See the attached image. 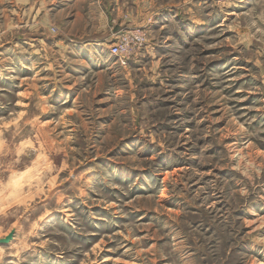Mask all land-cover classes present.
Wrapping results in <instances>:
<instances>
[{
	"label": "rangeland",
	"instance_id": "obj_1",
	"mask_svg": "<svg viewBox=\"0 0 264 264\" xmlns=\"http://www.w3.org/2000/svg\"><path fill=\"white\" fill-rule=\"evenodd\" d=\"M39 151L0 264H264V0H0V190Z\"/></svg>",
	"mask_w": 264,
	"mask_h": 264
},
{
	"label": "bare ground",
	"instance_id": "obj_2",
	"mask_svg": "<svg viewBox=\"0 0 264 264\" xmlns=\"http://www.w3.org/2000/svg\"><path fill=\"white\" fill-rule=\"evenodd\" d=\"M26 142H27V139H25V138L21 139V141H19V143L17 144V147L22 148V147L26 146L25 145ZM40 147H41V145H40ZM22 149H24V148H22ZM46 157L47 156L44 152L39 151V153H37V155L29 163H26V165H24L22 167L21 166L20 167H16V166L8 167V170L6 171V173H7L6 177H8V180H7V182L2 183L4 185V188L0 190V196H1L0 197V211H1V208L4 205H6V202L9 201L10 197H16V195L19 194L18 192L20 190H22L23 187L32 180V178L38 177L37 173H39V171H40L39 167L42 166L44 163H46V161H47ZM37 169H39V170L37 171ZM28 194H30V193H28ZM20 196H22V195L20 194ZM20 196H19V200H20V198L22 200V197H20ZM16 198H18V197H16ZM22 201H20V202H22Z\"/></svg>",
	"mask_w": 264,
	"mask_h": 264
},
{
	"label": "built area",
	"instance_id": "obj_3",
	"mask_svg": "<svg viewBox=\"0 0 264 264\" xmlns=\"http://www.w3.org/2000/svg\"><path fill=\"white\" fill-rule=\"evenodd\" d=\"M126 47V44L121 43L120 45L113 46L111 48V52L114 55H123L124 53H126Z\"/></svg>",
	"mask_w": 264,
	"mask_h": 264
},
{
	"label": "water",
	"instance_id": "obj_4",
	"mask_svg": "<svg viewBox=\"0 0 264 264\" xmlns=\"http://www.w3.org/2000/svg\"><path fill=\"white\" fill-rule=\"evenodd\" d=\"M11 235L10 236H8L7 238H5V239H3V240H0V243L1 242H9L10 240H11Z\"/></svg>",
	"mask_w": 264,
	"mask_h": 264
}]
</instances>
